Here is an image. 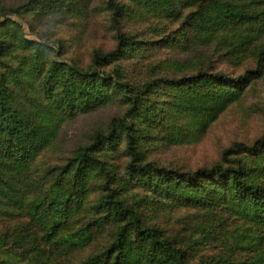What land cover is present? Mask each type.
<instances>
[{
    "label": "trees",
    "instance_id": "1",
    "mask_svg": "<svg viewBox=\"0 0 264 264\" xmlns=\"http://www.w3.org/2000/svg\"><path fill=\"white\" fill-rule=\"evenodd\" d=\"M104 4L114 44L94 49L89 64L62 42L28 37L12 17L46 7L82 15L86 0L1 8L12 16L0 19V264H264V132L195 170L147 152L152 139L200 140L264 76V0ZM130 16L175 28L132 33ZM161 49L182 57L155 62ZM250 56L255 66L238 75L216 66ZM136 62L144 70L133 78ZM115 103L122 115L62 162H46L64 125ZM177 207L214 225L178 233L162 221Z\"/></svg>",
    "mask_w": 264,
    "mask_h": 264
},
{
    "label": "rangeland",
    "instance_id": "2",
    "mask_svg": "<svg viewBox=\"0 0 264 264\" xmlns=\"http://www.w3.org/2000/svg\"><path fill=\"white\" fill-rule=\"evenodd\" d=\"M28 0H0V19L11 17V12H2L1 8L13 7L27 2ZM44 2L45 0H41ZM87 9L82 15H76L74 12H57L54 13L50 8L46 7L42 15L36 13H28L26 17H15L23 24L25 33L30 38L41 40H51L55 44L66 46L69 55L76 58L83 64H89L91 60V52L96 48H110L114 44V37L108 25V13L102 11L106 0H86ZM39 10V9H38ZM127 31L132 33L142 32L146 35L158 38L159 32L166 34L170 29H174L175 25L167 21V26L157 19L152 18L150 22L135 20L127 17ZM167 31V32H165ZM214 51V50H213ZM209 50V54L213 53ZM158 63L174 57L173 53L168 49L156 51ZM164 56V58H162ZM145 57L143 60L149 62ZM182 57V56H180ZM66 58V57H65ZM152 61V62H154ZM156 62V61H155ZM130 71L133 72V78H138L141 70V63H129ZM139 64L140 66H137ZM253 58L250 56L240 63H226L224 60H217L216 66L225 69L234 75L243 73L247 68L254 67ZM140 68V69H139ZM153 72L152 70H149ZM164 72H171L166 70ZM125 107L119 103L112 104L106 108L98 110L91 114H84L72 122L64 125L60 138L56 145L45 155V160L51 165L62 162L65 157L70 156L72 152L80 145L87 142L91 134L97 130L105 128L114 116L122 115ZM264 132V76L254 85L250 86L247 94L236 104L230 106L222 113L210 126V128L202 135L200 140L168 142L162 140H151L148 144V156L150 159L161 162L162 165L182 168L185 170H195L201 166H211L222 160L223 152L240 142L253 143ZM161 138V137H160ZM125 157L120 158V164L124 163ZM214 221L208 213H199L197 210L177 207L172 212L170 218L162 219V221L175 231L181 234L190 233L199 223L205 226V223ZM234 223L232 227H236ZM168 227V226H166ZM231 227V229H232ZM210 254H216L217 251L211 249Z\"/></svg>",
    "mask_w": 264,
    "mask_h": 264
}]
</instances>
